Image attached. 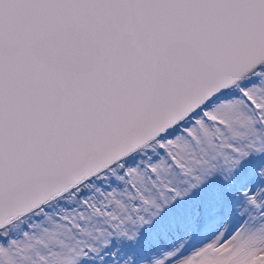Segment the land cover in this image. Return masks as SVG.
Here are the masks:
<instances>
[{"label":"snow or ice","instance_id":"snow-or-ice-1","mask_svg":"<svg viewBox=\"0 0 264 264\" xmlns=\"http://www.w3.org/2000/svg\"><path fill=\"white\" fill-rule=\"evenodd\" d=\"M0 264H264V0H0Z\"/></svg>","mask_w":264,"mask_h":264}]
</instances>
